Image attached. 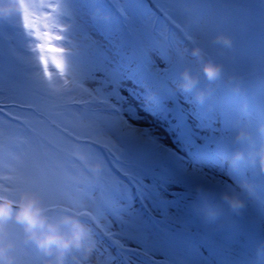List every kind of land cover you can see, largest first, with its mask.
Here are the masks:
<instances>
[{"label": "rangeland", "instance_id": "obj_1", "mask_svg": "<svg viewBox=\"0 0 264 264\" xmlns=\"http://www.w3.org/2000/svg\"><path fill=\"white\" fill-rule=\"evenodd\" d=\"M34 4L0 0V192L15 200L38 191L54 221L77 216L96 264H237L213 223L216 205L229 206L214 190L234 189L244 207L231 213L248 214L233 217L231 233L253 230L255 250H264V199L240 187L263 191L264 173L248 160L264 144V0H54L67 21L50 16L72 52L52 69L13 52L24 6ZM197 47L224 66L222 80L205 78ZM185 69L199 78L191 92L178 87ZM74 86L98 103L96 113V103L70 98ZM241 129L251 141H235ZM237 151L245 159L233 167ZM23 249L40 264L32 245ZM67 264L88 261L74 252Z\"/></svg>", "mask_w": 264, "mask_h": 264}, {"label": "clouds", "instance_id": "obj_2", "mask_svg": "<svg viewBox=\"0 0 264 264\" xmlns=\"http://www.w3.org/2000/svg\"><path fill=\"white\" fill-rule=\"evenodd\" d=\"M216 43L231 47V41L224 36H218ZM191 55L202 62V72L209 83H216L224 77V66L204 61L200 48H193ZM229 83L235 79L229 77ZM199 83V78L191 75L188 69L181 73V83L178 87L184 92L193 91ZM239 91V86L234 89ZM205 92H197L196 99L203 102ZM260 135L264 137V126L259 129ZM235 141L245 143L251 141L250 134L243 129L239 130ZM199 148L202 146L190 144ZM197 150V149H196ZM244 153H234L231 165L234 167L237 162H243ZM259 163V170L264 173V144L258 151L249 153L248 163L255 168ZM97 168L99 166H96ZM134 170V166H133ZM135 171V170H134ZM242 189L252 191L247 183L240 185ZM199 192V189L197 190ZM224 200L233 211H239L244 207L239 193L234 189L231 194L222 193ZM15 224L19 229V235L10 230V225ZM229 226V235L232 237ZM67 228V232L64 229ZM233 233H236L234 230ZM32 245L40 256V264H67L72 253H80L84 261L91 258L95 243L91 238L90 229L81 222L75 215L64 214L57 220L49 216V208L45 204L43 196L38 191H22L17 199L13 200L6 193L0 192V264H29L30 259L24 252L23 245ZM74 259V257H73Z\"/></svg>", "mask_w": 264, "mask_h": 264}, {"label": "flooded vegetation", "instance_id": "obj_3", "mask_svg": "<svg viewBox=\"0 0 264 264\" xmlns=\"http://www.w3.org/2000/svg\"><path fill=\"white\" fill-rule=\"evenodd\" d=\"M32 2L38 5L37 0H32ZM40 2L43 3L45 7L43 8L37 7L31 11H34V12H37L44 16L49 17V19L46 22L47 23L46 31L49 33L51 39H49L48 37L44 35L45 28L43 27L40 28L39 34H37L31 28L26 27L25 20H23L22 27L20 28V32L13 35V40L15 41V43L12 44L13 45L12 47H13V52L21 53L23 58H27V59L31 58L33 59L35 63L39 62L44 67L49 65V68L52 69L54 68V65H57L56 63H54V59L56 61H59V66L66 64L69 61L66 54L68 55L69 53L72 52V50L69 49L68 51L69 38L62 33V29L60 27L54 24V20L50 16V15L56 16V18L54 19H56L57 22H60L59 20H62L64 18L61 14H57L56 12H53L56 6L54 4V0H51L50 1L51 3H48V4H47V0H40ZM69 25L71 26V24ZM20 38L25 39L26 42H28V44L22 43V41L19 40ZM49 47L56 49V51L55 52L49 51ZM64 69H66V67ZM63 75H66V73ZM72 89H74V91H72V93L69 94L70 98L73 97V100L75 101H82V102L87 101L91 105H94V103H96V107H92L93 112L96 113L98 103L92 100L90 101L91 97L89 95H86L85 92L81 90V88L78 89L77 87L75 88L74 86L72 87ZM63 90L64 91L62 92H64L65 94V95L63 94V96H64V99H66V91L68 92L69 90H71V88H68L67 90L66 88H63ZM78 92L80 93L81 97H79ZM97 113L99 114L100 117L106 116L102 114V112L100 113L97 112ZM82 115H87V114L83 112ZM90 116H92V114H90Z\"/></svg>", "mask_w": 264, "mask_h": 264}, {"label": "bare ground", "instance_id": "obj_4", "mask_svg": "<svg viewBox=\"0 0 264 264\" xmlns=\"http://www.w3.org/2000/svg\"><path fill=\"white\" fill-rule=\"evenodd\" d=\"M73 11L77 12L79 10L76 7H74ZM90 28H91V26H90ZM132 98H131V101H133ZM153 122H154V119L149 120V123H153ZM184 146L187 147V144H185ZM194 150L195 149H191L190 147H187L188 154ZM196 151L201 152L199 150H196ZM201 158H203V157L196 154L194 160H197L199 162V160ZM204 161H205V159H203V162ZM261 177L264 178V174H262ZM248 179H251V177H249ZM247 184L251 186L252 191L251 192L248 191L251 196L255 197L256 200L259 199L258 196H261L264 199V180L262 182V190L263 191H257L255 189H253L254 187L251 184H249V183H247ZM219 193H221V195H222V193H225V192H223L222 190H220L217 187L214 190V194H213L212 198L214 199V201L219 199L220 203H222V205H223L225 203V201L221 199V196H218ZM133 200L135 201L134 198H133ZM260 204L262 205V208H264V201H261ZM131 205H133V204H131ZM217 205H216L217 208H215L213 210V214H214L213 223L215 225L221 227L220 233L222 234V236L226 237L228 240H230L232 242L233 247L236 251V255L238 257H241L244 260V263L237 262V264H264V250L263 249H260V251L251 250V248H253L254 240L256 238L255 234H253V230H248L246 233H244V231L241 228H236L235 229L236 233H232L233 237H231L229 235L230 234L229 233V226L231 225V223H233V221H232L233 217H237V215H239V217L241 219L244 215H247L248 213L247 212L231 213V208H229V206L226 209H222V208H220L221 205H219V204H217ZM235 223H237V222H235ZM110 229H114V226L112 225L110 227ZM119 257L122 260H124L123 257H121V256H119ZM97 263L98 264H105V260L104 259L98 260ZM88 264H96V263L92 262V260H88Z\"/></svg>", "mask_w": 264, "mask_h": 264}, {"label": "snow or ice", "instance_id": "obj_5", "mask_svg": "<svg viewBox=\"0 0 264 264\" xmlns=\"http://www.w3.org/2000/svg\"><path fill=\"white\" fill-rule=\"evenodd\" d=\"M24 7H25V12H24L25 26L31 28L37 34H39L40 28L43 27V28H45L44 35L46 37H48L49 39H51L49 33L46 31V29H47V23L46 22L49 19V17L30 10V9H35L37 7L43 8V7H45V5H43V4L35 5L34 4L31 6H24ZM49 51L55 52L56 49L49 47ZM54 63H56L57 66H59V61H56L54 59ZM29 264H34V262L30 261Z\"/></svg>", "mask_w": 264, "mask_h": 264}, {"label": "water", "instance_id": "obj_6", "mask_svg": "<svg viewBox=\"0 0 264 264\" xmlns=\"http://www.w3.org/2000/svg\"><path fill=\"white\" fill-rule=\"evenodd\" d=\"M130 254H133V253L130 252ZM156 259H157V262H155V264H164V263H162V262H159L157 257H156ZM146 264H147V263H146Z\"/></svg>", "mask_w": 264, "mask_h": 264}]
</instances>
